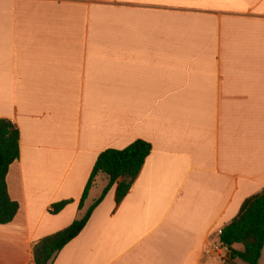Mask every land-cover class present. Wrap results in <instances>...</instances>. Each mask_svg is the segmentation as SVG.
<instances>
[{
    "label": "crops",
    "instance_id": "1",
    "mask_svg": "<svg viewBox=\"0 0 264 264\" xmlns=\"http://www.w3.org/2000/svg\"><path fill=\"white\" fill-rule=\"evenodd\" d=\"M0 118L21 133L0 264H35L108 185L80 209L100 153L137 139L132 191L51 264H223L221 230L264 189V0H0Z\"/></svg>",
    "mask_w": 264,
    "mask_h": 264
},
{
    "label": "trees",
    "instance_id": "2",
    "mask_svg": "<svg viewBox=\"0 0 264 264\" xmlns=\"http://www.w3.org/2000/svg\"><path fill=\"white\" fill-rule=\"evenodd\" d=\"M20 140L19 127L8 118H0V224L12 222L20 207L11 198L7 182L10 166L20 158ZM152 149L151 142L137 139L125 148H109L101 152L80 200V209L99 174L104 173L109 177L108 185L84 216L34 245L35 264H51L58 253L82 232L95 208L114 186L118 208L132 191ZM70 202L71 200H63L54 203L51 213H59ZM220 242L229 248L232 259L240 258L249 264H260L264 249V189L245 199L238 215L221 230ZM237 243L243 244L244 249H235L234 245Z\"/></svg>",
    "mask_w": 264,
    "mask_h": 264
},
{
    "label": "built area",
    "instance_id": "3",
    "mask_svg": "<svg viewBox=\"0 0 264 264\" xmlns=\"http://www.w3.org/2000/svg\"><path fill=\"white\" fill-rule=\"evenodd\" d=\"M215 254L220 257L223 264H231V256L229 254V248L227 246H220L216 248Z\"/></svg>",
    "mask_w": 264,
    "mask_h": 264
},
{
    "label": "rangeland",
    "instance_id": "4",
    "mask_svg": "<svg viewBox=\"0 0 264 264\" xmlns=\"http://www.w3.org/2000/svg\"><path fill=\"white\" fill-rule=\"evenodd\" d=\"M216 255V254H215ZM239 260H238V262H239V264H249V263H247V262H245L244 260H242V259H240V258H238ZM263 264H264V260H263Z\"/></svg>",
    "mask_w": 264,
    "mask_h": 264
}]
</instances>
